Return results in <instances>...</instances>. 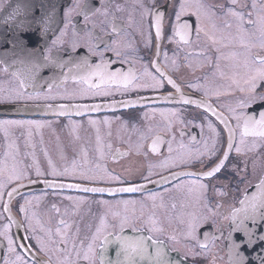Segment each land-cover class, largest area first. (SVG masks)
<instances>
[{
	"label": "flooded vegetation",
	"instance_id": "af4514ba",
	"mask_svg": "<svg viewBox=\"0 0 264 264\" xmlns=\"http://www.w3.org/2000/svg\"><path fill=\"white\" fill-rule=\"evenodd\" d=\"M7 1L0 0V16ZM182 2H49L42 6L44 12L35 14L41 35L21 38L6 37L10 31L0 33V94L25 97L16 103H0V120L34 122L0 126V233L7 226L14 247L31 244L39 264L47 257L37 252L36 236L48 240L51 232L52 264H89L82 257L77 259L73 245L85 251L102 219L112 232V225L124 217L131 221L125 230L132 232L133 226L142 229L140 232L177 250L190 264H229L225 239L230 215L249 187L264 175V138L250 132L241 143L244 118L258 120L264 102L240 107L241 98L249 93L241 92L232 79L246 87L239 65L246 57L264 55V49L246 50L238 38L209 47L203 34L200 40L191 36L190 43L178 36L170 42V23ZM203 2L212 6L216 28L212 29L211 21L206 27L218 39L235 35V21L230 16L217 17L234 7L245 14L247 31V13L252 12L255 19L262 15L264 4V0H237L235 6L231 0ZM141 4L166 13L159 40L155 16L144 14ZM183 19L195 27L194 16ZM226 22L233 28H226ZM83 59L90 67L77 68ZM97 65L102 75L92 74ZM157 66L163 73L159 86L151 78H160ZM125 76L130 81L127 85ZM256 89L264 94V81H258ZM28 96L32 99H26ZM185 100L195 103L186 104ZM236 116L241 117L239 122ZM229 127L234 129L232 148ZM250 145L253 148L249 149ZM236 147H240L239 153ZM225 152L228 159L218 173L213 177L198 175L210 171ZM166 160L169 163L161 167ZM53 169L57 175L51 174ZM173 173L179 174L177 179L172 178ZM16 175L22 178L17 180ZM161 177H168V182ZM200 184L206 187L201 189ZM134 185H144V189L115 191ZM85 188L105 191L85 192ZM151 194L156 195L155 201L148 199ZM186 217L200 219L191 237L189 221L183 229ZM148 219L162 231L149 232L144 222ZM178 227L183 229L182 241H178L182 235ZM98 248L99 241L94 264H100ZM15 256L9 251L8 239L0 235V264H14ZM26 258L31 264L33 255Z\"/></svg>",
	"mask_w": 264,
	"mask_h": 264
},
{
	"label": "snow or ice",
	"instance_id": "6c2138e0",
	"mask_svg": "<svg viewBox=\"0 0 264 264\" xmlns=\"http://www.w3.org/2000/svg\"><path fill=\"white\" fill-rule=\"evenodd\" d=\"M231 4L235 6L237 4V0H231ZM140 7L144 8V14L151 13L155 16V29H156V38L159 40L161 38V32H162V19L166 16L165 12H162L159 8H157L154 12L152 9L145 7L143 4L140 5ZM253 10L256 9V4L253 3L252 5ZM223 8V6H221ZM224 15L230 16L235 21V35H232L229 33L227 36H221L219 39L216 37L215 33L212 32L210 34L209 30L206 27V22L211 21L212 22V29L216 28L215 24V14L212 12V6L206 5L203 0H192V2H189V0H183V2L180 4L179 9L175 12V19L174 22L170 23V27L172 29V37L170 38V42L172 39H175L177 36L180 38L181 41H184L185 43H190L191 36H195L197 40L201 39V34L209 41V47L218 45L221 40L228 39L229 41L239 39L241 46L245 48L246 50H250L253 47H259L261 49H264V15H257L255 19H253V13L249 12L247 13L248 19L247 24L250 26L249 30H245L244 24H245V14L240 11H236L233 8H229L226 12H224ZM17 16L23 17L20 19L16 25L18 32H32L34 29L30 26L33 23H37L38 21L35 17V9L31 12V18H29V15L25 12H22V10L17 7L13 10L10 18L15 19ZM85 19H87V12L84 13ZM185 16H194L195 17V27L188 21L184 20L183 17ZM225 27L228 29L233 28L232 23H225ZM115 31V29H114ZM259 32V37L256 36V32ZM247 38V42H246ZM219 50V49H217ZM159 51V49H158ZM45 59H49V57H45ZM61 67L64 65L61 64ZM77 68H85L90 67L88 64L87 59H83L79 64L76 65ZM100 65L96 66V69L93 70L92 74L102 75L100 73ZM243 69V82L246 87H240V82L236 79H232V83L235 84L241 92L247 91L249 95L246 98H241L240 101V107H251V105L257 101L264 102V94L257 93V82L258 81H264V55H252L250 57H246L243 62L239 65ZM157 73L159 74L160 78L157 79V76H152V80L156 85H162L163 81V73L160 72L159 66H157ZM146 75H151L150 73L146 72ZM115 74H113L114 78ZM231 79V78H230ZM125 84L127 85L130 81L127 76L124 77ZM170 84L173 85L174 88L179 91L178 86L175 84V82L171 79L168 80ZM194 84H189V87H195ZM25 87L24 81H21V88L23 89ZM207 94V93H206ZM216 95H219V93H215ZM25 99V97H22L21 95L17 94L15 97H13L11 94H0V103H16L18 100ZM26 99H32L31 96L26 97ZM184 103H195L194 101L185 100ZM61 109L64 108L63 105L60 106ZM79 109V105L76 106ZM214 115H219L215 112H213ZM235 119L239 122L241 117L236 116ZM221 122L225 123L227 126V121L225 118L221 116ZM25 123L31 124L34 123L32 121H22V120H0V126L3 125H23ZM37 126L39 127V123H37ZM209 127L211 128L212 125L209 123ZM237 127H240V124L237 123ZM264 129V112H261L259 114V119L257 120L254 116H247L244 118V126H243V132L241 133V143L243 144L244 140L243 137L251 132L252 135H259L260 137L264 138V130L257 132L256 129ZM213 131H215L213 129ZM234 129L229 127V148H232L233 145L231 144L232 139V133ZM207 148V145H205ZM153 151H155V148L153 147ZM169 151L171 152V146H169ZM214 151V149H213ZM237 153L241 151L240 147H236ZM212 152H209V155H211ZM197 155L200 157H203L204 153L199 152ZM228 159V153L225 152L223 159L219 161L210 171L208 172H201L198 175H202L204 177H213L216 173H218L224 166L225 161ZM169 162L166 160L164 164L161 165V167H164ZM151 168V166H150ZM67 171V170H65ZM37 176L42 175V173L37 170ZM52 175H57L55 169H53ZM149 175H151V170H149ZM177 173L172 174L173 179L178 178ZM15 179L19 180L21 179V175H16L14 177ZM87 178V177H85ZM145 180H148V176L143 177ZM9 179H13V177H9ZM113 180H118V177H111ZM161 180L163 182H168V177H161ZM123 183V181H120ZM182 186L178 185V187ZM69 187H72V185H69ZM76 187H79V185H76ZM199 187L201 189L205 188L206 185L200 184ZM259 190H261L258 193H253L251 196V200L254 202L251 204V219L254 224L257 223V221L264 222V180L260 182L259 185L256 186ZM0 188H3V184H0ZM144 189V185H134L130 187H124L116 189L117 192H138ZM85 192L91 191V192H99L103 193L105 191L104 188H85ZM15 192V189L13 192H9L8 195L11 197ZM2 195V194H0ZM148 199L155 201L157 199L155 194L149 195ZM256 201H259L258 203H255ZM124 203H129L128 201H125ZM242 205L248 204V198L246 197L245 200L241 201ZM23 211V208L21 209ZM246 213L248 211L247 208L243 209ZM240 211V210H237ZM146 223L147 230L149 232H157L162 231L160 228H156L154 221L151 219H148L144 221ZM131 221L128 219V217L122 218L118 224L112 225L113 231H108V225L105 223V221L102 219L100 222V226L97 227L95 234L91 237V241L87 244L85 251H80L75 248V244L73 245V250L76 251L77 259L79 260L81 257L84 261H88L89 264H94V261L96 260V245L99 241V261L100 264H138V261L136 260V257L143 258L145 254L147 253L148 245L145 242V237H128L124 236L123 233L125 231V227L129 225ZM200 224V219L197 217H193L192 220L188 224V236L191 237L194 235L196 228ZM118 229V231H117ZM243 231L244 239L240 241V243H236L233 241V247L239 248L242 244H247L248 246H251L256 241H264V236H257L255 237V240L253 239L254 232L252 230L247 229L246 227L241 229L239 226L234 229V231ZM60 229H57V232H59ZM133 232H140L142 229L137 228L135 226L132 227ZM0 235L5 236L8 239V247L9 251L16 253L15 256V262L14 264H29L27 260L28 255H33V259L31 261V264H39V262L35 259V256L33 254V246L31 244H19L15 247L13 246L15 244V241L7 237V226H5V232L0 233ZM49 239L45 240L40 238L39 236H36V244L35 248L37 252L44 253L47 257L44 264H52V256L51 252L53 251V248L50 247V245L53 244L51 241V232H49ZM114 238V239H113ZM25 239H31V237H26ZM147 240H151L153 245L157 246L155 257L153 260V264H173V262L169 259H164L163 257L166 256L165 252L161 251V246L164 245V242L159 239H153L152 236H148L146 238ZM174 239V238H173ZM115 242L118 245V251L116 253L117 260L113 261L108 256V246L109 244ZM17 248L20 249V252L17 253ZM81 248H84L83 242H81ZM123 255L124 259L123 261L119 259V257ZM240 264H243V259H241ZM264 264V262H262Z\"/></svg>",
	"mask_w": 264,
	"mask_h": 264
},
{
	"label": "water",
	"instance_id": "95a60500",
	"mask_svg": "<svg viewBox=\"0 0 264 264\" xmlns=\"http://www.w3.org/2000/svg\"><path fill=\"white\" fill-rule=\"evenodd\" d=\"M56 1H67V0H8L4 6V10H2V14L0 16V33H7L6 31H10L11 34H5L6 37H21L27 38L30 36H38L41 35L38 29L41 25L38 23L31 24L30 26L34 29V32H22V33H14L12 32L17 31V23L23 17L17 16L15 19H11L10 16L14 9L19 7L22 12L27 14H31L32 10L35 9V14L44 12L46 9L42 8V6L49 2H56ZM47 37V36H46ZM46 39L45 37L42 40ZM264 180V175L261 178V181ZM259 181L256 184H253L249 187L248 191L243 195L241 198L238 206L234 209L233 213L230 215V224H229V233L226 236V254L229 264H240L241 259H243V264H262L264 262V241H256L251 246L247 244H242L239 248L233 247V241L236 243H240L241 240L244 239L243 231H234L236 227H240L241 229L247 228L254 232L253 239L257 236H264V222L257 221L256 224L253 223L251 217V204L254 203L250 198L253 193H258L259 190L256 186L260 184ZM246 197L248 198V204L242 205L241 201L245 200ZM256 201L255 203H258ZM247 208V213L243 210ZM240 210V211H237ZM124 236L128 237H145V242L148 245L147 253L143 258L136 257L138 264H153V260L155 257V252L157 249L156 245L152 244L151 240H147L146 238L148 235L143 232H130L129 230H125L123 233ZM114 239V238H113ZM98 260H99V253L100 248H98ZM118 245L113 242L108 246V256L111 260H117V253ZM161 251L166 253V256L163 257L164 259H169L173 262V264H190L189 261L185 259V257L181 256L179 252L173 251L169 248V246L164 243L161 246ZM120 260L123 261L124 256L121 255L119 257Z\"/></svg>",
	"mask_w": 264,
	"mask_h": 264
},
{
	"label": "rangeland",
	"instance_id": "374dc122",
	"mask_svg": "<svg viewBox=\"0 0 264 264\" xmlns=\"http://www.w3.org/2000/svg\"><path fill=\"white\" fill-rule=\"evenodd\" d=\"M260 12H261V14L262 15H264V4L261 6V8H260ZM221 17H228V16H226V15H224V16H220V17H217V18H221ZM218 33H221V32H218ZM248 145V144H247ZM248 148L250 149V148H253V146L252 145H250V146H248ZM192 218L193 217H186L185 218V221H184V224H183V229H186V226H187V222L189 221H191L192 220ZM159 221V220H158ZM162 223H163V220H162ZM183 229L182 228H179L178 227V229H176V230H178V231H181L182 232V235H181V237L180 238H178V241H182V240H184V238H185V236H184V234H183Z\"/></svg>",
	"mask_w": 264,
	"mask_h": 264
}]
</instances>
